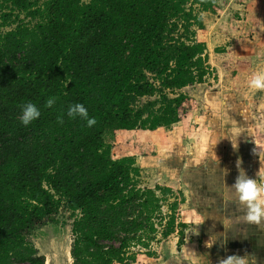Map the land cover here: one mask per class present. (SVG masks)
Returning a JSON list of instances; mask_svg holds the SVG:
<instances>
[{
    "label": "trees",
    "instance_id": "trees-1",
    "mask_svg": "<svg viewBox=\"0 0 264 264\" xmlns=\"http://www.w3.org/2000/svg\"><path fill=\"white\" fill-rule=\"evenodd\" d=\"M194 4L213 12L216 0H0V264H44L29 238L56 223L61 207L75 216L74 264L127 263L124 248L154 232L161 198L137 188L135 160H114L104 138L170 127L192 108L185 94L134 105L158 90L147 73L163 89L206 83L205 43L190 37L194 24L204 29ZM19 14L35 24L2 31ZM49 96L57 99L46 108ZM27 101L41 115L25 126L19 115ZM76 102L95 125L66 115ZM155 189L174 195L168 186ZM182 202L173 203L163 236L178 230L179 246L187 228L176 221ZM115 241L119 247L105 245Z\"/></svg>",
    "mask_w": 264,
    "mask_h": 264
},
{
    "label": "rangeland",
    "instance_id": "rangeland-1",
    "mask_svg": "<svg viewBox=\"0 0 264 264\" xmlns=\"http://www.w3.org/2000/svg\"><path fill=\"white\" fill-rule=\"evenodd\" d=\"M189 6L190 4L187 8ZM193 8L204 29L194 24L190 32L195 34H190V37L205 43L212 70L206 83L182 89H163L159 80L147 73L148 79L158 90L153 95L140 98L134 105L139 108L148 102L160 101L163 94L169 99L185 94L191 97L192 108L181 121L170 127H160L154 131L138 127L118 133L108 132L104 138L114 160L124 157H133L135 160V166L139 169L137 188H152L161 198L160 210L151 217L154 232L147 230L137 234L138 238L123 250L124 257L128 260L123 264H169L177 256L180 250L178 230L173 233L175 238H167L166 245L162 241L168 230L169 217L173 214V203L181 202L184 197L176 216V221L181 222L182 206L186 204V194L190 195L185 175L189 168L188 161H200V166L196 169L205 165L210 158L214 159L216 168L224 167V163L236 168V160L226 163L224 150L232 157L234 152L241 161V166L247 164L250 153L253 159L257 156L253 179H259L257 173L260 170L264 174V90L251 89L247 85L248 76L253 71L264 68V0H216L213 12L203 11L197 4ZM12 21L14 22L2 31L14 29L17 22L29 26L36 22L24 14H19L18 19ZM157 108L158 104L154 110ZM236 138L237 147L234 148ZM249 139L253 145L250 143L252 146L246 148L242 146ZM251 148H254L252 153ZM241 157H246L247 160L243 161ZM179 174L185 176L183 181L181 177L176 178L175 175ZM156 185L175 186L172 188L174 195H162L155 189ZM197 196L198 202L207 206L208 196ZM191 198L192 196L189 198L190 202ZM210 198L217 199L212 196ZM74 218L69 210L61 207L56 215L57 222L47 223L36 229L29 240L41 255L46 257V251H50L54 257L62 243L72 246L75 239ZM182 230L185 233L186 228ZM105 245L119 247L120 243L105 242Z\"/></svg>",
    "mask_w": 264,
    "mask_h": 264
},
{
    "label": "crops",
    "instance_id": "crops-1",
    "mask_svg": "<svg viewBox=\"0 0 264 264\" xmlns=\"http://www.w3.org/2000/svg\"><path fill=\"white\" fill-rule=\"evenodd\" d=\"M249 140L243 142L242 146L246 148L253 145L252 140ZM253 149L251 148V153ZM223 154L226 163L238 160L234 152L233 157L225 150ZM255 157L253 159L252 154L249 153L247 164L242 165L244 169L248 168L245 171L250 178L255 176L257 166ZM241 158L243 161L247 160L246 157ZM210 159L209 163L201 165L202 169H196L200 166V161L198 163L194 160L188 161L189 168L185 174L187 183L186 181L185 183L190 195L186 194V204L182 206L183 212L180 218V221L187 225L186 235L183 244L178 245L180 250L177 256L173 257L169 264H218L219 258L226 255L244 257L248 254L257 258V264H264V223L256 225L243 219H236L238 213L235 212L236 205L233 203L236 196L226 187V184L231 186L235 182L238 175L237 167H228L224 163V167L220 169L224 170L225 175L221 176L214 159ZM175 176L181 177V181L185 179L182 174ZM168 187L175 188V186ZM198 194L208 196L207 206L198 202ZM191 196L192 202L189 199ZM210 196L217 199L212 200ZM212 235L217 236L216 241L215 236L210 241ZM170 237L175 238L173 234L167 238ZM167 238L163 239V245H166Z\"/></svg>",
    "mask_w": 264,
    "mask_h": 264
},
{
    "label": "clouds",
    "instance_id": "clouds-1",
    "mask_svg": "<svg viewBox=\"0 0 264 264\" xmlns=\"http://www.w3.org/2000/svg\"><path fill=\"white\" fill-rule=\"evenodd\" d=\"M247 85L251 89L264 90V68L253 71L247 78ZM56 99L55 96H49L45 101L44 107H53L56 103ZM20 107L19 120L25 126L37 120L41 115L40 108L31 101L25 102ZM66 115L72 119L77 117L83 119L88 127H92L96 123L95 117H91L88 113V109L80 102L69 104ZM63 118V115L58 116V122L63 123ZM237 138L235 139V143H233L234 148L237 147ZM236 167L238 169V175L235 182L231 186L226 184L230 192L234 193L236 196V200L233 201L236 205L235 212L238 213L236 219H243L248 223L260 225L264 223V174H262L260 170L257 173L259 179L250 178L245 169L241 166V161L239 159L236 162ZM218 171L220 172L219 175H225L224 170L218 169ZM213 236L216 237V241V235H212L210 241ZM218 264H257V258L250 254L244 257L226 255L219 258Z\"/></svg>",
    "mask_w": 264,
    "mask_h": 264
},
{
    "label": "water",
    "instance_id": "water-1",
    "mask_svg": "<svg viewBox=\"0 0 264 264\" xmlns=\"http://www.w3.org/2000/svg\"><path fill=\"white\" fill-rule=\"evenodd\" d=\"M46 253L47 256L44 257L38 252V256L44 258V264H74V258L72 257V246L70 247L69 244L62 243L59 249H57L54 257L50 251H46Z\"/></svg>",
    "mask_w": 264,
    "mask_h": 264
}]
</instances>
